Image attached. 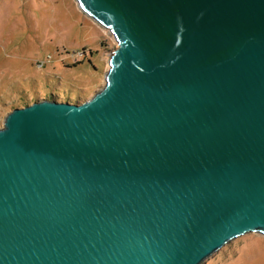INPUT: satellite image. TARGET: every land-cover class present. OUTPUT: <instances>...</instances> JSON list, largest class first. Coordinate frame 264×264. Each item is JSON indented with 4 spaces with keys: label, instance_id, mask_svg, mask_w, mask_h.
Returning <instances> with one entry per match:
<instances>
[{
    "label": "water",
    "instance_id": "95a60500",
    "mask_svg": "<svg viewBox=\"0 0 264 264\" xmlns=\"http://www.w3.org/2000/svg\"><path fill=\"white\" fill-rule=\"evenodd\" d=\"M105 84L0 127V264H201L264 235V0H76Z\"/></svg>",
    "mask_w": 264,
    "mask_h": 264
},
{
    "label": "rangeland",
    "instance_id": "374dc122",
    "mask_svg": "<svg viewBox=\"0 0 264 264\" xmlns=\"http://www.w3.org/2000/svg\"><path fill=\"white\" fill-rule=\"evenodd\" d=\"M116 47L76 0H0V127L23 104L89 98L105 84ZM201 264H264V235L236 237Z\"/></svg>",
    "mask_w": 264,
    "mask_h": 264
},
{
    "label": "trees",
    "instance_id": "16d2710c",
    "mask_svg": "<svg viewBox=\"0 0 264 264\" xmlns=\"http://www.w3.org/2000/svg\"><path fill=\"white\" fill-rule=\"evenodd\" d=\"M23 105H25V104H23Z\"/></svg>",
    "mask_w": 264,
    "mask_h": 264
}]
</instances>
